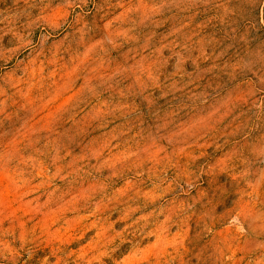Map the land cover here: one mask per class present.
<instances>
[{"label": "rangeland", "instance_id": "rangeland-1", "mask_svg": "<svg viewBox=\"0 0 264 264\" xmlns=\"http://www.w3.org/2000/svg\"><path fill=\"white\" fill-rule=\"evenodd\" d=\"M0 264H264V0H0Z\"/></svg>", "mask_w": 264, "mask_h": 264}]
</instances>
